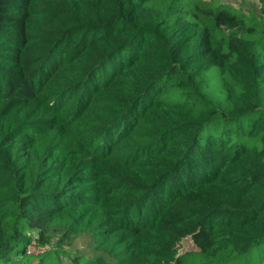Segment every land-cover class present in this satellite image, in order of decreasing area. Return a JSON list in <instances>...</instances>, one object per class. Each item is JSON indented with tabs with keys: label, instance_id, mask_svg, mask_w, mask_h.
I'll list each match as a JSON object with an SVG mask.
<instances>
[{
	"label": "trees",
	"instance_id": "16d2710c",
	"mask_svg": "<svg viewBox=\"0 0 264 264\" xmlns=\"http://www.w3.org/2000/svg\"><path fill=\"white\" fill-rule=\"evenodd\" d=\"M65 257L264 264V0H0V264Z\"/></svg>",
	"mask_w": 264,
	"mask_h": 264
},
{
	"label": "rangeland",
	"instance_id": "374dc122",
	"mask_svg": "<svg viewBox=\"0 0 264 264\" xmlns=\"http://www.w3.org/2000/svg\"><path fill=\"white\" fill-rule=\"evenodd\" d=\"M224 2L230 3L236 6L248 7V6H255L259 4V0H222ZM55 237H60V234H56ZM61 248L70 251L75 254H85L91 255L92 251L94 250L93 240L89 233H80L74 235L71 239L67 240L66 242H62ZM194 247V243L190 236H186L181 239L180 244L178 246L179 251L189 250ZM31 250L35 251L36 248L31 245L29 247ZM62 262L64 264H72L68 257L62 258Z\"/></svg>",
	"mask_w": 264,
	"mask_h": 264
}]
</instances>
